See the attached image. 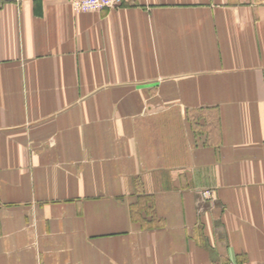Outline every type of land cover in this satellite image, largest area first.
<instances>
[{
    "label": "crops",
    "instance_id": "1",
    "mask_svg": "<svg viewBox=\"0 0 264 264\" xmlns=\"http://www.w3.org/2000/svg\"><path fill=\"white\" fill-rule=\"evenodd\" d=\"M0 264H264V0L5 3Z\"/></svg>",
    "mask_w": 264,
    "mask_h": 264
},
{
    "label": "built area",
    "instance_id": "2",
    "mask_svg": "<svg viewBox=\"0 0 264 264\" xmlns=\"http://www.w3.org/2000/svg\"><path fill=\"white\" fill-rule=\"evenodd\" d=\"M33 0H0V9L5 3H12L15 6H21L23 2ZM75 13H91L99 12L105 9L122 8L129 4L131 0H63ZM203 195L206 198L213 196L209 190L204 191Z\"/></svg>",
    "mask_w": 264,
    "mask_h": 264
}]
</instances>
